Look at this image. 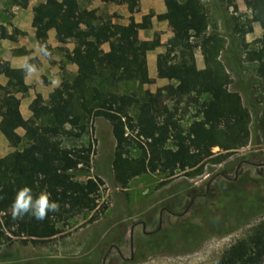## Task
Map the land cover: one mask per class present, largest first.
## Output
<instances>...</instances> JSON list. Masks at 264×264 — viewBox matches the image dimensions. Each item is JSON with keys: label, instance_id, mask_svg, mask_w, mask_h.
I'll return each instance as SVG.
<instances>
[{"label": "trees", "instance_id": "1", "mask_svg": "<svg viewBox=\"0 0 264 264\" xmlns=\"http://www.w3.org/2000/svg\"><path fill=\"white\" fill-rule=\"evenodd\" d=\"M13 1L22 4L20 0ZM162 1L167 6L173 4L155 15L170 29L163 43L139 38L137 31L146 28L148 20L130 19L122 24L110 17H94L89 9L71 0H61L64 12L56 10L55 0L34 7L30 25L39 43L46 40L48 29L58 28L56 38L71 40L74 45L68 59L88 60L91 66L77 67L78 80L61 79V95L56 102L34 96L27 104L29 115L24 117L17 96L23 92L24 80L13 77L9 62L0 60V74L5 77L0 90V133L10 144L24 140L20 150L0 156V243L10 235L31 241L50 237L57 233L58 222L94 208L90 183L76 177L88 170L89 146L67 145L63 140L81 137L96 117L110 124L114 139L110 168L121 187L134 176L150 171L198 175L205 164L220 163L247 143L250 112L239 94L227 87L229 75L220 60L224 38L208 29L210 22L203 1ZM217 1L224 4L229 0ZM243 2L264 25V0ZM236 30L245 32L235 24ZM7 37L14 39L12 34ZM105 43L106 51L102 47ZM159 45L163 51L155 54V69L176 82L165 83L153 93L142 87L124 89L127 82L142 84L148 80L146 53ZM196 48L203 66L193 71ZM244 58L256 65L259 76L257 99L262 108L255 125L264 136V41L247 49ZM189 109L194 114L183 120L179 113ZM24 185L30 186L34 194L46 188L51 199L58 202V210L43 220L27 214L13 219L11 204L16 191ZM200 203L196 205L198 210L192 208L196 216L177 222L170 230L174 242L194 247L198 243L191 238L194 231L209 234L225 224L226 214L242 221L264 210V195L233 186L219 191L213 200ZM263 247L264 220L225 249L216 259L217 264H257Z\"/></svg>", "mask_w": 264, "mask_h": 264}, {"label": "rangeland", "instance_id": "2", "mask_svg": "<svg viewBox=\"0 0 264 264\" xmlns=\"http://www.w3.org/2000/svg\"><path fill=\"white\" fill-rule=\"evenodd\" d=\"M55 1L56 10L64 12L61 0ZM71 1L89 9L94 17H110L112 21L122 24H127L130 19L136 22L148 20L147 27L137 31L141 39H155L163 43L170 34L167 24L155 18L160 11L173 7L171 4L167 8L162 0ZM202 1L209 17L208 29L215 30L224 38L220 60L229 75L227 87L239 94L242 104L250 112L247 143L222 162L205 164L198 175L188 177L181 172L166 175L160 171H150L134 176L125 187H121L114 180L110 168L114 148L110 124L96 117L81 137L63 140L67 145L89 146L86 157L88 170L76 177L90 183L96 202L94 208L82 211L63 223L58 222L57 233L47 238L31 241L23 236L10 235L8 240L0 243V264H112L113 261H120V264H217L216 259L225 249L264 220V210L253 212L242 221L226 214L222 227H217L211 235L202 238L190 249L168 252L169 245L155 243L161 241L168 226H175L187 217V212L181 217L178 213L183 211L192 193H202L206 186V197L196 196L192 208L200 202L203 204L213 200L219 191L230 190L233 186L249 188L260 197L264 195V136L255 125L262 108V102L257 99L259 76L256 65L244 58L247 49L264 41V25L252 16L243 0H229L224 4L217 0ZM20 2L22 4L19 5L13 0H0V60L9 62L13 77L24 80L23 92L17 96L20 98L19 110L26 117L29 115L27 104L34 96L56 102L61 95V79L78 80L77 67L84 65L89 68L91 62L68 59L67 55L73 52L74 45L71 40L60 41L56 38L58 28L48 29L46 40L39 43L30 20L34 7L44 4L46 0ZM228 20L230 23H227ZM235 24L245 32L240 34L235 31ZM7 34H12L14 39H9ZM102 47L107 50L106 43ZM161 51L163 46L159 45L146 53L148 80L142 84L127 82L124 89L142 87L153 93L165 83L176 82L168 74L160 75L155 69V54ZM194 56L193 71L203 66L198 48L194 50ZM4 84L5 77L0 74V90ZM193 114V109L185 114L179 113L183 120ZM17 132L22 134L23 131L18 128ZM155 142L160 143L158 139ZM23 145L24 140L19 144L8 143L0 133V156L9 151H18ZM213 150H217V147ZM158 213L162 221L159 233L145 234L144 231L152 230L158 224ZM1 216L0 211V220ZM137 221L144 222V231L141 223L135 224ZM130 240L133 248L139 243H151L143 252H157L128 260ZM111 246L114 247L105 255ZM257 264H264V247Z\"/></svg>", "mask_w": 264, "mask_h": 264}, {"label": "flooded vegetation", "instance_id": "3", "mask_svg": "<svg viewBox=\"0 0 264 264\" xmlns=\"http://www.w3.org/2000/svg\"><path fill=\"white\" fill-rule=\"evenodd\" d=\"M201 196V197H206V195H207V186H206V189H205V191L204 192H202V193H197V192H195V193H192V197L190 198V200H189V202L187 203V205L184 207V209H183V211L182 212H180V213H178V215L181 217L184 213H186L187 214V217L186 218H189V217H194V216H196L195 214L196 213H192L195 209L196 210H198L199 209V207L198 206H194L193 207V211H192V204L194 203V198H196V196ZM169 203H170V201H169ZM199 205V204H198ZM169 207H168V212H170L169 211ZM159 214V213H158ZM186 218H182L179 222H184V220L186 219ZM138 223H141V225H142V231H144L143 229H144V226H145V224H144V222H141V221H137L135 224H138ZM161 223H162V221H161V216H160V214L158 215V224L156 225V227L154 228V229H152V230H149V231H144L145 232V234H156V233H159V231H160V229H161ZM134 224V225H135ZM133 225V226H134ZM174 226H168V228L167 229H165L164 230V233L162 234L163 235V237H162V239H161V241H157V242H155V243H158V244H162V245H169V250H168V252H173V251H181V250H187V249H190V248H192L193 247V245H191L190 243H184V242H180V243H176V242H174V239H172L171 238V236L169 235V232H170V230L173 228ZM130 228V227H129ZM132 230V229H131ZM130 231V230H129ZM205 232V231H204ZM204 232H202V233H199V232H193L192 233V235H191V238L192 239H196L197 241H200L202 238H205V237H207L208 235H211L212 234V232L211 233H204ZM168 239H169V243H165L164 241H168ZM132 245H131V240H130V252H129V256L128 257H126V259H128V260H133V259H137V258H139V257H143L144 255H149V254H152V253H155V252H157V250H150V251H148V252H143V251H145L146 250V248L147 247H150L151 246V243H139L136 247H131ZM112 247H114V246H111L108 250H107V252H105V255H107L108 253H109V250L112 248ZM159 247V246H158ZM115 248L117 249V247L115 246ZM163 251V250H162ZM139 252V253H138ZM112 264H120V261H113L112 262Z\"/></svg>", "mask_w": 264, "mask_h": 264}, {"label": "clouds", "instance_id": "4", "mask_svg": "<svg viewBox=\"0 0 264 264\" xmlns=\"http://www.w3.org/2000/svg\"><path fill=\"white\" fill-rule=\"evenodd\" d=\"M58 208V202L51 199V193L46 188L34 194L30 186L24 185L16 191L11 204V216L16 219L27 214L36 220H43L48 213L56 212Z\"/></svg>", "mask_w": 264, "mask_h": 264}, {"label": "crops", "instance_id": "5", "mask_svg": "<svg viewBox=\"0 0 264 264\" xmlns=\"http://www.w3.org/2000/svg\"><path fill=\"white\" fill-rule=\"evenodd\" d=\"M148 1H149V0H148ZM166 7L168 8V6H167V5H166ZM166 10H167V9H166ZM160 12H163V11H160ZM160 12H159V13H160ZM162 21H164V20H162ZM164 22L166 23V21H164ZM169 35H170V34H169Z\"/></svg>", "mask_w": 264, "mask_h": 264}]
</instances>
